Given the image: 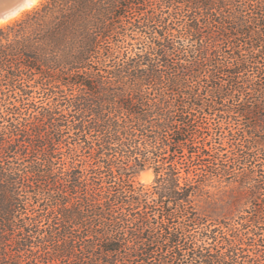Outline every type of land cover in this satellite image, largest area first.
<instances>
[{"label": "trees", "instance_id": "trees-1", "mask_svg": "<svg viewBox=\"0 0 264 264\" xmlns=\"http://www.w3.org/2000/svg\"><path fill=\"white\" fill-rule=\"evenodd\" d=\"M0 264H264V0L0 26Z\"/></svg>", "mask_w": 264, "mask_h": 264}, {"label": "water", "instance_id": "water-1", "mask_svg": "<svg viewBox=\"0 0 264 264\" xmlns=\"http://www.w3.org/2000/svg\"><path fill=\"white\" fill-rule=\"evenodd\" d=\"M32 0H0V21L21 12Z\"/></svg>", "mask_w": 264, "mask_h": 264}, {"label": "rangeland", "instance_id": "rangeland-1", "mask_svg": "<svg viewBox=\"0 0 264 264\" xmlns=\"http://www.w3.org/2000/svg\"><path fill=\"white\" fill-rule=\"evenodd\" d=\"M46 0H42L37 6H35L33 9L25 12L22 16H20L19 18H17L16 20L24 17V15H26L27 13L31 12L32 10L36 9L37 7H39L43 2H45ZM14 20V21H16ZM14 21L8 23V24H11L13 23ZM7 25V24H5ZM3 25V26H5ZM154 179H155V174L152 170H147V171H144L142 173H140L136 178H135V181H137L138 183H143V184H146V185H150L154 182Z\"/></svg>", "mask_w": 264, "mask_h": 264}, {"label": "bare ground", "instance_id": "bare-ground-1", "mask_svg": "<svg viewBox=\"0 0 264 264\" xmlns=\"http://www.w3.org/2000/svg\"><path fill=\"white\" fill-rule=\"evenodd\" d=\"M42 0H38V4L41 2ZM38 4H36L35 6H37ZM34 0L31 1L30 5L26 6L21 12L17 13L16 15L7 18L6 20H1L0 21V26H3L5 24H8L14 20H16L17 18H19L20 16H22L25 12L33 9L34 7ZM28 9V10H25Z\"/></svg>", "mask_w": 264, "mask_h": 264}, {"label": "clouds", "instance_id": "clouds-1", "mask_svg": "<svg viewBox=\"0 0 264 264\" xmlns=\"http://www.w3.org/2000/svg\"><path fill=\"white\" fill-rule=\"evenodd\" d=\"M38 4V0H34V6ZM25 10H28V9H25Z\"/></svg>", "mask_w": 264, "mask_h": 264}]
</instances>
